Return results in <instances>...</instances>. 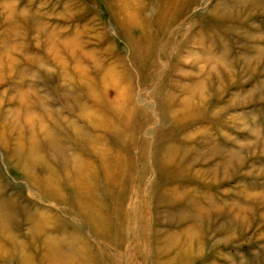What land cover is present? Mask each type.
<instances>
[{
    "label": "rangeland",
    "instance_id": "rangeland-1",
    "mask_svg": "<svg viewBox=\"0 0 264 264\" xmlns=\"http://www.w3.org/2000/svg\"><path fill=\"white\" fill-rule=\"evenodd\" d=\"M107 1L0 0V264H264L262 0L183 1L156 39ZM79 177L115 223L64 202Z\"/></svg>",
    "mask_w": 264,
    "mask_h": 264
},
{
    "label": "bare ground",
    "instance_id": "bare-ground-1",
    "mask_svg": "<svg viewBox=\"0 0 264 264\" xmlns=\"http://www.w3.org/2000/svg\"><path fill=\"white\" fill-rule=\"evenodd\" d=\"M108 1H110V0H108ZM183 1H186V0H157V2H153L154 5L149 6L152 2H149L148 0H126V1L122 0V3L125 4V6L121 7L122 8V12H120V15H121V18H123L124 21L128 19V21L132 20L131 22H133V24L140 23L142 21L144 22V24H147V27L145 28V31H143V32L141 31L140 32L142 34V36H143V33H144V34L149 35V36H151V37L156 39V38L164 35L165 32H167L164 35V37H166V36L168 37V35H170L171 29L173 28V26H175L178 23L179 20L174 25H172L171 28L168 31H166L167 23L163 20V16L165 14L166 15H170V16L175 14L176 13L175 10L180 5V3H182ZM195 1H197V0H193L192 2L194 3ZM261 4L264 6V1L263 0L261 1ZM232 8L230 6L225 5L224 9L228 13L231 14L232 13ZM238 8L241 9V7H238ZM147 9H149L148 11H150L151 13L148 12V11L146 12ZM219 9L220 8H216L215 10L218 11ZM212 13H213V11H212ZM129 19H131V20H129ZM168 20H169V23L171 24L174 21V17H171ZM150 25H152V26H150ZM151 41H153V40H148L147 44L150 47H154L155 43H151ZM262 50H264V47L262 48ZM260 55L262 56L263 53L261 52ZM12 61H14V64H15L16 60L12 58L10 60V63ZM109 82L111 84L114 83L113 81H111V79H110ZM199 87H201V86L197 85L196 88H199ZM191 90H194V89L191 88ZM161 107H163V109H164V103L162 104ZM205 136H208V140H204V141L205 142H209L210 141V143H211V139H213V138H210L208 133H205ZM51 141H53L52 142L53 144H56V142H54V140L51 139ZM209 149L212 150L213 147L209 148ZM181 150H183L185 154H187L188 151H189V149L186 148V147H181L180 149L175 148L172 152H169V154L167 156V160L171 161L173 163V161H175V159H177V157H176L177 153L179 151H181ZM212 157L213 156H211V158ZM114 166H115V163H114V161L112 159H109V160L108 159H103L101 161V164H100V169L102 171L104 170V172H106V173H109ZM164 166L165 165H163V167ZM45 168L47 170V174L45 172V174L42 176L43 183L45 184L46 187H49V189H53V193L55 195H57V196L60 195L61 190L59 189V187L58 188H54L53 186H49V185L53 184L54 182H56V180H57L56 173L51 169V166L48 165L47 163L45 164ZM200 172L201 171H197L196 174L198 175ZM99 173H101V172H99ZM122 173L123 174H127L128 172L125 173L124 171H122ZM101 175H103V174L101 173ZM91 176H92V173H87V174L83 175V178L86 177V178L89 179V178H91ZM111 177H115V176L111 175ZM93 180H95V177H93ZM78 187H79V193H77V196L76 197H70V198L64 197V199H65L64 202H67L69 204V199H71L70 201H72V203L73 202L76 203L75 207H78L79 205H81V206L85 205V206H88V207H93L94 209H90V210H93L94 215L96 217V220H95V217H94V220H95V225H96L95 228L97 230L101 228V226L103 225L104 220H105L106 217L107 218H111L110 221L115 223V221H116L115 217L117 216L116 215L117 212L116 213L115 212L111 213V211L109 209H107V205L104 203V200H102L98 196V194L96 196V193L94 192L95 189L92 188L89 185V183L86 184V185L83 183L82 177H79ZM0 210H1V207H0ZM203 211H207V207H206V209L201 210V212H203ZM113 217H114V219H112ZM96 223L98 224L99 228H97V224ZM112 228H114L113 233L116 232L117 225L116 224H111L109 226V229H112ZM193 229H194L193 226L188 228V230L186 232V235H187L186 238H191L193 236L192 235ZM73 232L74 231H72V233ZM73 235L75 236V238L82 237V235L79 234L77 231H76V233H73ZM52 237H53V235H51V238ZM56 237H60V236L56 235ZM104 238H106L107 241H111L112 244H114V245L116 244L115 240H113V237H112L111 233H109V231H108V233L104 234ZM187 242H188V240H187ZM82 249H83V251L79 252V254L81 255V259H80V261H78L77 264H97L98 263L99 258L97 256H95V254H92L90 252V250H88V248H87V251L84 248H82ZM154 252H155V256H161V252H159V251L158 252L154 251ZM57 253H58L57 251L51 250L49 252L48 256H47L48 262L51 260L52 256L57 254ZM24 262L25 263H23V264H29L28 260L26 258H24ZM152 263L154 264V261Z\"/></svg>",
    "mask_w": 264,
    "mask_h": 264
}]
</instances>
